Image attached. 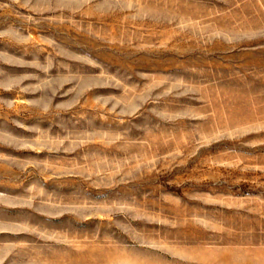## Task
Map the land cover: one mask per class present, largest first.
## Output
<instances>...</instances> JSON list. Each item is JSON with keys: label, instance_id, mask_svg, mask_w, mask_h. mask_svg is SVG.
<instances>
[{"label": "rangeland", "instance_id": "obj_1", "mask_svg": "<svg viewBox=\"0 0 264 264\" xmlns=\"http://www.w3.org/2000/svg\"><path fill=\"white\" fill-rule=\"evenodd\" d=\"M0 264H264V0H0Z\"/></svg>", "mask_w": 264, "mask_h": 264}]
</instances>
